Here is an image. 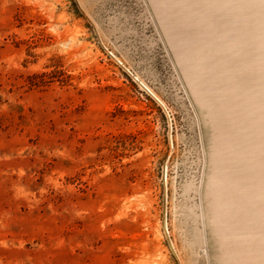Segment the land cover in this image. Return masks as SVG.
<instances>
[{
    "label": "rangeland",
    "instance_id": "obj_1",
    "mask_svg": "<svg viewBox=\"0 0 264 264\" xmlns=\"http://www.w3.org/2000/svg\"><path fill=\"white\" fill-rule=\"evenodd\" d=\"M262 12L0 0V264H246L264 234Z\"/></svg>",
    "mask_w": 264,
    "mask_h": 264
},
{
    "label": "crops",
    "instance_id": "obj_2",
    "mask_svg": "<svg viewBox=\"0 0 264 264\" xmlns=\"http://www.w3.org/2000/svg\"><path fill=\"white\" fill-rule=\"evenodd\" d=\"M262 14H264L262 12ZM264 206V205H263ZM263 231L258 233H251L250 234V240H256L253 243H250L251 248L250 251H246V256L244 258L245 263H250V264H264V262H259L257 263L258 260L261 261V259H264V245H262L263 242ZM256 258L257 260L253 259Z\"/></svg>",
    "mask_w": 264,
    "mask_h": 264
}]
</instances>
